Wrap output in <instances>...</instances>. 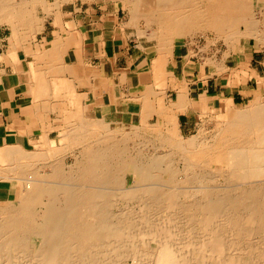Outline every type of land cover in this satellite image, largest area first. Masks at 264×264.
Wrapping results in <instances>:
<instances>
[{
	"label": "bare ground",
	"instance_id": "6f19581e",
	"mask_svg": "<svg viewBox=\"0 0 264 264\" xmlns=\"http://www.w3.org/2000/svg\"><path fill=\"white\" fill-rule=\"evenodd\" d=\"M61 1L56 0L54 5L59 6ZM119 1L129 10V25L143 19L151 28L155 27L151 32L137 28L141 37L158 41L147 59L138 63L141 75L148 66L146 74L155 84L166 86L175 82L178 100L156 94L141 101L139 122L131 126L117 125L106 116L81 119L77 113L71 118L69 115L65 132L52 141L51 153L15 145L0 148V189L6 182L11 186L14 180L21 182L19 199H11L7 205L2 203L6 193L0 190V264H31L33 252L39 264H194L192 257H187L192 253L206 256L205 264H264L262 88L253 93L255 97L245 106H237L230 99L216 117L211 114L216 110L213 108L209 112L213 127L204 123L198 134L180 140L172 133L179 125L178 114L194 107L195 102L189 97L188 84L174 81L178 76L167 68L175 55V37L195 39L211 31L226 38L229 50L238 52L247 38L254 39L258 47L264 45V0ZM51 4L45 0H0V24H9L15 36H20L16 39L21 44L44 28L43 21L35 18L36 7L41 5L49 14L55 11L54 19L61 23V11ZM71 33L55 37L54 46L60 48L69 41L72 46L83 47L84 41L70 38ZM35 56L40 62V52ZM184 62L192 68L189 53ZM209 62L213 64L215 60L210 58ZM32 69L37 89L46 92L47 74H37ZM72 86L66 93L71 94L73 101L81 102L80 93L77 95ZM51 90L58 93L59 87L51 86ZM77 106L82 109L80 104ZM155 114L156 125L165 127L159 136L163 134L161 140L167 144L159 147L148 162H137L138 139L147 130L157 131L158 127L151 123ZM165 131H170V135ZM77 149L80 152L75 161L67 165L65 156ZM175 154L181 160L178 165L173 159ZM218 159L223 171L211 169L226 179L212 188L208 181L205 183L206 174L197 178L192 172L196 167L208 170L210 163ZM131 167L136 169L137 177L133 186H127ZM194 182L198 184L194 186ZM5 189L8 193L9 188ZM112 189L127 196L145 191L140 209H112V196H117ZM178 223L183 231L180 226L177 228ZM33 237L40 239L37 246L32 243ZM147 237L150 240L144 241ZM242 242L251 246L242 250L249 257L236 258L233 255H240Z\"/></svg>",
	"mask_w": 264,
	"mask_h": 264
},
{
	"label": "crops",
	"instance_id": "0c3cea01",
	"mask_svg": "<svg viewBox=\"0 0 264 264\" xmlns=\"http://www.w3.org/2000/svg\"><path fill=\"white\" fill-rule=\"evenodd\" d=\"M116 15L114 11L112 13L103 10L97 19L91 14L80 20L75 19L79 28L72 31L70 38H81L84 41L81 48L72 46L69 41L56 48L54 39L51 43L49 40L47 46H39L34 53L25 52L17 42L11 44L9 41L6 47H1L0 148L15 145L51 153L54 148L52 141L65 132L67 122L72 116H76V113L81 119L106 116L117 125L129 126L139 122L143 110L141 101L150 100L156 94L159 97L167 95L173 100H178L175 82H169L166 86L155 84L152 77L146 74L148 66L143 68V76L141 75L137 66L141 60L147 59V53H135L137 44L132 45L130 31L121 28L124 25ZM67 28L63 31H69ZM59 35L61 34L55 37ZM188 50L187 48L186 51L184 46H176L175 55L167 66L178 76L174 81L188 84L189 97L195 102L194 107L179 112L180 127L196 124L202 114L211 112L213 108L225 109L230 99L236 103L239 96L228 89L233 85L231 79L222 84L216 75L206 80L199 76L197 78V71L187 67L184 62ZM37 52L41 54L40 62L35 56ZM33 67L37 74L39 71L47 74L49 88L46 92L41 93L37 89ZM252 70V73H256L252 74V78L260 77L258 67L252 65ZM241 76L245 78L246 75ZM247 80L243 83L238 81V84L243 92L253 96L257 89ZM51 86L59 87L58 93H53ZM71 86L77 95L80 93L79 97L75 95L81 102L73 101L71 94H67L71 91ZM72 101L73 103L69 104ZM77 103L82 109H78ZM153 116L157 117V114ZM5 187L9 188V191L3 194L4 197L19 198L18 184L13 188L6 182L1 185V192L6 190Z\"/></svg>",
	"mask_w": 264,
	"mask_h": 264
},
{
	"label": "rangeland",
	"instance_id": "374dc122",
	"mask_svg": "<svg viewBox=\"0 0 264 264\" xmlns=\"http://www.w3.org/2000/svg\"><path fill=\"white\" fill-rule=\"evenodd\" d=\"M45 1H47L49 4L52 3L51 4L52 7H56L57 9H59V11H61V13H62V19L61 20L62 21H61V23H58L57 21H55V20H57V19H54L55 11L53 13L51 12L49 14L48 12L45 11L44 7H42L41 5L36 7V9L34 11L35 18L37 20L39 19V21H41V20L43 21V22L42 21L41 22L44 23L43 24L44 28L41 32L37 33V35L33 39H30V40H24L23 39V41H25V42H23V41L21 42V45L23 46L22 49L27 53H34V51H36L38 49V46L44 47V46L49 45V40L51 43V41L55 38V35H57L59 33L64 34L66 36L70 33V31H75L76 29H78L79 25L75 19L80 20V19H82V18H84L90 14L92 15V17H95L97 19V18H99V16H101L103 10H105V12H107V10H109V11H112V13L114 11V13L117 14L116 16L121 21L122 25L125 26V27L122 26L121 28H123V29L126 28L127 30L130 31V36L132 37V45L137 44V47H138V48H135V53H137V54L145 53V55H146V53L148 54V52L149 53L153 52L155 46L157 45V42H158L157 39L148 38V37H141L138 34L139 32L137 29V28H142V29H146L149 32H151V30L153 31V29L155 27L151 28L150 25H148V23L143 19L139 20L138 22H135L134 24L129 25L128 24V22L130 21L129 10L127 9V7L123 6L119 0H84V1L83 0H72V1L71 0H67V1L63 0V2L61 1V4L59 6L54 5L56 0H45ZM257 10L258 9L255 8L256 15H259V10H258V12H257ZM62 23H63V26H62ZM65 27H68L69 31H63V29H65ZM204 34L202 36L195 38V39H192V38L189 39L187 37H175L174 38L175 47L176 46H184V47H186V51H187V48L189 49L188 53L190 54V56H192V61H193V62H191V67H192L191 69H193L194 71H197L196 77L198 78V76H199L200 78H204L206 80L208 77L216 75V76H219V79H220L219 82H221L222 84H224L225 81L227 82L229 79H231L233 81L232 82L233 85H232V87H228V89H230L233 93L239 95L238 98L236 99V103H235L237 106H245V105H247V103L249 101H251V99H253V97H255V96H252L251 94H248V92H245V91L243 92V89L238 84V81L243 83L247 80V78H249L248 79L249 83L251 85H253V88H255L257 90H260L262 88V93L264 94V86L262 84V81H264V45L258 47L256 45V42L254 39L247 38L245 41V45L242 44L240 46L241 49H239V52H238V51H234V49L229 50V47L227 46V43L225 41V39H226L225 37H220L215 32H211V31H207ZM21 35H22V33H21ZM16 37L18 39L20 38V36L18 34H16V36H15V33L13 32V30L9 24H7V23L0 24V50H1V47H6V45H8V43H9V41L11 42V44H14V42H17L20 44V41L18 39H16ZM35 41H37V42H35ZM37 43H38V46H37ZM199 48H201V49H199ZM200 56H202V57H200ZM210 58H211V60H213V62L215 60V62H214L215 64L214 63L212 64L209 62ZM207 59H208V61H207ZM211 64L215 66L214 69H213V66ZM252 65L258 67L259 74L261 77L252 78L253 77L252 72L254 71V70L251 71ZM212 69H213V71H212ZM246 71L248 73L247 76H245V78H242L241 75H244V74H241V73L246 72ZM238 75H239V77H241L240 79L238 78ZM176 76H177V74H176ZM246 87H248L247 84H246ZM219 113L220 112H219L218 108L215 111L211 112V114L214 115L215 117L217 115H219ZM206 114L207 113H205L203 116H201L200 120H198V121L196 120L197 121L196 124L194 123V124L187 126V127H180V123H179V125L177 124V126L173 128L172 133H174L175 137H177L178 139L181 140V139H187L189 137H192L193 135L198 134L199 133L198 130H199L200 126L202 127L203 126L202 124H204V123L208 122L207 123L208 126H206V127H209V126L213 127L212 125L214 124L213 123L214 120H212L213 122L210 121V117L212 115L210 113L207 115ZM203 117H204V120H202ZM208 119H209L210 123H209ZM177 122H179V121H177ZM201 122H203V123H201ZM151 123H152V126L158 127L157 131H155V129L153 131L147 130L146 132H144L145 135H143L140 139H138L137 147L139 146V150H138L139 153H138V157H136L137 162H143V161L148 162L149 161L148 158H151L152 155H154V153H156V151L158 152L159 147L167 144L166 142L161 140V136L163 134H161V136H159L160 132L161 131L163 132L165 130V127L164 126H157L158 125V117L153 116L151 118ZM121 126H128V125H121ZM129 126H131V125H129ZM160 127H162V128H160ZM158 131H159V133H158ZM169 132L170 131H168V132L165 131V133L167 135H170ZM139 141H141V142H139ZM132 144H134V142ZM146 147H147V149H146ZM169 150H170L169 148H168V150L165 149V151H169ZM77 151H78V149H77ZM77 151L73 150L65 156L64 161L66 162L67 165L72 164L75 161V156L78 155V153L80 152V151H78V152ZM173 157L172 158L174 159L175 164L178 165V162L181 161L180 157L176 154ZM208 167L210 169L212 168V169H216L219 171H223V169H224V166L221 164V161L219 159L210 163V165ZM209 168L207 170V168H200V167L197 168L196 167V168H194L195 171H193L192 173H194L195 177H197V178H202V176H204L206 174L205 176L208 177V179L211 178L210 180H212V181L205 178V183L207 184L206 181H208L209 182L208 184H210V187H212V188L216 187V183H217V185H218V183L221 184V180H222V182H225L226 178L224 176H223L224 177V179H223V177H221V175L213 172L212 169L210 170ZM46 169L49 170L50 168L47 167ZM202 169H204L205 171ZM202 171H204V172H202ZM212 172H213V175H212ZM136 177H137L136 169L133 167L129 168L128 172H127V186H133L135 184L134 180ZM212 177L215 178L214 179L215 182H213L214 180L212 179ZM216 179H219V180H216ZM261 179H264V176L261 177ZM17 184H18V187L20 190L21 182H18L17 180L13 181L12 187L15 188ZM196 184H198V182H194V186H196ZM112 190L113 191L115 190L116 192L114 191V193L117 194V196L114 195V196H116L117 200H116V198L114 199V196H112L113 199H111V200L115 201L114 204H112V207H111L112 209H114L116 211L124 210V209H126V207L128 209L130 207L131 208L134 207L135 209L136 208L140 209L139 206H140V203L142 202V196H144L145 191L139 190L138 192L135 193V195L127 196L124 193H122V191L119 189H112ZM12 191H15V190H12ZM3 193H7V191L5 190V191H3ZM3 193H1V196ZM118 194H120V195H118ZM118 196H120V198ZM10 197L11 198L7 197V199H6V197H3L2 203L5 205L9 204L10 200L14 199L13 198L14 196H10ZM18 199L19 198L17 197V199H14V200H18ZM138 201H139V204H138ZM0 203H1V201H0ZM138 224L136 223V225H138ZM141 224H143V223H141ZM179 224L180 223L177 224V228L179 229L181 227V230L183 231L184 227L182 228V224L181 225H179ZM177 228H175V231ZM178 229L176 232L182 233V232H180L181 230L178 231ZM147 240H150V238L147 237V239H145L144 241H147ZM190 240L192 241V239H190ZM230 240L227 239L228 242ZM233 240H235V239H232L231 242H234ZM254 241H256V240H254ZM39 242H40L39 238H37V237L32 238V243L34 245L37 246L39 244ZM242 244L243 245H241V243L239 244L241 246V248L239 249L241 251L240 255L239 254L233 255L236 258L237 257L239 258V256H240V258L241 257H244V258L249 257V256H247V254H245V252H243V251H245V250H243V248L246 247L245 249H247L248 247H251V246L247 243L245 245V243H243V242H242ZM252 244H253V242L251 243V245ZM247 245H248V247H247ZM254 246L256 247V245H254ZM260 246H259V244H257L258 248H260ZM145 248L149 249L148 246H146ZM231 249H233L232 246H231ZM30 255H31V257L34 256L33 259L35 261L37 260V262L34 263L33 262L34 260L31 261L32 258H31V260H29V262L31 261L33 264H39L38 263L39 258L36 255V253L33 252ZM190 256L193 259V263L195 262L194 264H197V263L205 264L206 263V261L204 260V257H206V256H203L200 253H192L191 255H188L187 257L190 258ZM233 256H231V257H233ZM36 257L38 259H36ZM200 258H202V260ZM28 259H30V257ZM126 262L131 263V261H126Z\"/></svg>",
	"mask_w": 264,
	"mask_h": 264
}]
</instances>
